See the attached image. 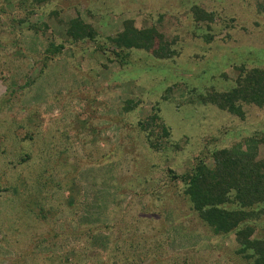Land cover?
<instances>
[{
  "label": "rangeland",
  "instance_id": "obj_1",
  "mask_svg": "<svg viewBox=\"0 0 264 264\" xmlns=\"http://www.w3.org/2000/svg\"><path fill=\"white\" fill-rule=\"evenodd\" d=\"M253 71L264 88V0H0V264H253L182 180L260 169L264 107L205 102Z\"/></svg>",
  "mask_w": 264,
  "mask_h": 264
},
{
  "label": "trees",
  "instance_id": "obj_2",
  "mask_svg": "<svg viewBox=\"0 0 264 264\" xmlns=\"http://www.w3.org/2000/svg\"><path fill=\"white\" fill-rule=\"evenodd\" d=\"M135 33L134 36H126L125 32L120 34L118 41L122 43H118V45L120 44V46L122 45L126 48L145 47V45L140 44V40L147 42L149 36L145 32L139 33L136 31ZM138 33L139 37L137 36ZM136 38H139V43H137ZM61 49V46L56 47L51 45L47 53H59ZM257 73L258 75H256ZM259 76V71L249 72L245 75L244 81L239 82V85L234 89L235 91L230 92L231 95L222 94L211 96L205 102L214 103L216 99L223 104V108L226 109L231 106L232 110V104L241 98L246 103H253L264 107V88L258 89L257 87L259 86H256V83H254L255 78H259ZM262 142L264 143V141L259 140L255 143L253 146L254 149ZM215 154H217L215 155V161L218 167L222 165L226 166L227 163L230 166L234 162L235 156L233 157L232 155L230 157L224 151H219ZM250 155H245L236 162H244L252 165L253 157ZM260 165V169H246L244 167L240 169L229 168L230 177L233 181H239L238 186L222 183L219 180L212 181L211 177L207 178L206 175L200 176L197 173L182 177V180L187 185L185 192L191 202V208L196 211L199 219L207 224L215 233H228L235 230L238 243L236 252L242 254L245 258H253V264H264V244L259 245V242H263L264 240L256 241L249 239V233L250 236L252 234L251 230L248 233L246 229L242 230L241 228L243 227L242 224L251 215L250 209L248 208L254 206L257 202L264 201V159Z\"/></svg>",
  "mask_w": 264,
  "mask_h": 264
}]
</instances>
